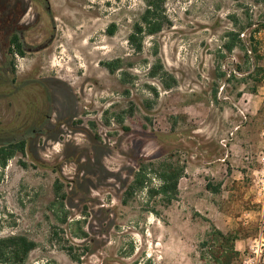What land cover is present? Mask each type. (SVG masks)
Listing matches in <instances>:
<instances>
[{
  "label": "rangeland",
  "instance_id": "1",
  "mask_svg": "<svg viewBox=\"0 0 264 264\" xmlns=\"http://www.w3.org/2000/svg\"><path fill=\"white\" fill-rule=\"evenodd\" d=\"M148 9L0 0V264H264V0Z\"/></svg>",
  "mask_w": 264,
  "mask_h": 264
},
{
  "label": "trees",
  "instance_id": "2",
  "mask_svg": "<svg viewBox=\"0 0 264 264\" xmlns=\"http://www.w3.org/2000/svg\"><path fill=\"white\" fill-rule=\"evenodd\" d=\"M164 0H147L149 9L147 10L148 15L155 16L157 12L161 10V6ZM161 30V25L158 22L152 24L151 32H159ZM139 31L142 32V28H139ZM10 45L12 47L20 46L18 37H13L11 39ZM110 71H113L114 68L110 67L111 65H105ZM14 149V144L9 147L0 149L1 153V162L4 164L9 157L13 155L12 150ZM5 151V153H4ZM182 173L173 172L172 177L169 176V179L172 180V190L177 192L178 189V180L180 179ZM209 188V186H208ZM209 240L206 244H210L209 255L214 259L217 264H232L233 259L238 254L234 246V240L231 236L224 234L216 228L212 229V232L209 234ZM210 241V243H209ZM36 244L32 241H29L26 237H9L6 239L0 240V260H6L11 255L15 262L22 263L25 261L29 253L34 250ZM72 259L76 264H82L81 256H78L73 253V249H68ZM46 264H56V263H46Z\"/></svg>",
  "mask_w": 264,
  "mask_h": 264
},
{
  "label": "flooded vegetation",
  "instance_id": "3",
  "mask_svg": "<svg viewBox=\"0 0 264 264\" xmlns=\"http://www.w3.org/2000/svg\"><path fill=\"white\" fill-rule=\"evenodd\" d=\"M25 137V136H24ZM24 137L23 138H21V140H23L24 139ZM12 144H14V140H11V141H3V142H0V146H1V148H5V147H9V146H11Z\"/></svg>",
  "mask_w": 264,
  "mask_h": 264
},
{
  "label": "crops",
  "instance_id": "4",
  "mask_svg": "<svg viewBox=\"0 0 264 264\" xmlns=\"http://www.w3.org/2000/svg\"><path fill=\"white\" fill-rule=\"evenodd\" d=\"M233 225H235V222H231V221H228L227 223L223 224V226L227 229V230H230ZM222 232H224V230L221 229Z\"/></svg>",
  "mask_w": 264,
  "mask_h": 264
},
{
  "label": "built area",
  "instance_id": "5",
  "mask_svg": "<svg viewBox=\"0 0 264 264\" xmlns=\"http://www.w3.org/2000/svg\"><path fill=\"white\" fill-rule=\"evenodd\" d=\"M264 181V180H263ZM262 189L264 190V186L262 187ZM264 212V211H263ZM261 226H262V229H264V214H263V218L261 220Z\"/></svg>",
  "mask_w": 264,
  "mask_h": 264
}]
</instances>
